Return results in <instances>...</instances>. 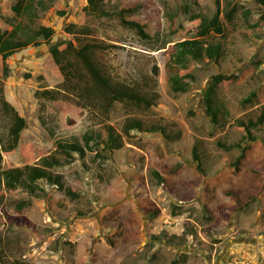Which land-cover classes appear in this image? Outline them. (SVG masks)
Wrapping results in <instances>:
<instances>
[{"label":"rangeland","instance_id":"obj_1","mask_svg":"<svg viewBox=\"0 0 264 264\" xmlns=\"http://www.w3.org/2000/svg\"><path fill=\"white\" fill-rule=\"evenodd\" d=\"M227 1L233 2L231 6L239 4L234 20L224 17L225 33L210 35L223 42L224 56L218 62L207 57L191 59L189 67L196 80H191L187 91L179 92L167 78L164 51L171 48L175 34L187 36L191 14L211 17L217 8L215 0H107L111 10L138 4L137 14L148 20L151 39L124 25L117 15L85 10L88 0H48V9L38 8L33 26H54L55 40L61 36L77 42L65 26L78 22L79 27L94 31L87 39L116 44L99 52L116 78L133 82L155 76L158 104L143 110L117 101L110 122L121 131L127 117H139L146 125L164 126L173 139L161 131L133 130L125 136L124 147L107 151L109 159L96 160L89 151L69 165L54 168L65 175L75 196L46 179L38 182L44 191L8 189L0 200V247L10 259L29 264H264V172L255 171L264 164V125L255 129L259 139L239 173L224 155H238L240 149L226 151L217 142L220 138L239 140L243 131L237 119L257 116L264 104V5L258 0H223V4ZM11 3L0 0L4 26L11 28L14 19L29 22L27 15H14ZM187 3L191 4L189 12L182 7ZM64 5L69 10L62 16L57 8ZM246 9L252 10L249 19ZM258 21L261 25L254 27ZM47 45L34 51L30 46L9 58L5 95L27 118L21 144L31 141L41 153L49 154L56 150L58 138H81L90 128L107 137L103 123L78 104L74 93H62L61 103L39 95V90L54 87L63 78L51 69L53 61H47ZM155 64L158 76L152 72ZM219 72L237 75L218 91L228 111L224 127L213 122L203 101L211 76ZM259 89L258 97L244 102ZM10 123L0 102L2 139L8 137ZM195 143H199L206 172L198 167ZM26 161L19 147L3 157L0 169L23 167ZM178 163L176 172L163 169L164 164ZM154 169L167 176V183L157 181ZM230 187L241 192L240 204L225 192ZM20 201L26 204L19 211ZM16 218L20 222L12 224ZM185 254L186 263L181 259Z\"/></svg>","mask_w":264,"mask_h":264},{"label":"trees","instance_id":"obj_2","mask_svg":"<svg viewBox=\"0 0 264 264\" xmlns=\"http://www.w3.org/2000/svg\"><path fill=\"white\" fill-rule=\"evenodd\" d=\"M47 1L13 0L12 8L15 16L21 18L23 15H27L29 22L19 20L17 24H13L11 30L3 29L0 26V102L3 112L7 113L11 120L8 137L6 139L0 137V163L5 155L12 154L19 147L27 157L23 167L12 165L0 169V200L4 198L8 189L13 190L22 187L30 193H36L40 189V191H44L38 183L42 179H46L49 184L57 185L60 190L65 191L70 196L77 195L65 175L61 172H55L54 168L69 165L76 160L77 156L83 158L89 151L94 152V159L96 160L99 158L109 159L110 153L125 146V136H130L133 130L161 131L167 139H173V135L168 134L164 126L146 125L145 121L139 117H127L121 131L110 122V114L117 101L143 110L157 105L160 95L156 90V78L147 75L144 79L133 82L116 78L108 65L99 57L100 51L116 47V44L95 38L87 39L94 31L88 26L79 27L78 22H70L66 24L65 31L73 34L77 42L67 38L59 39L52 44L47 56L48 62L53 61V65L49 62L51 69L58 70L63 78L56 86L45 87L38 93L55 103H61L62 93H74L78 104L83 108L90 109L92 115L103 123L107 137L103 135V131L90 128L82 134L81 138L77 136L58 138L56 150L49 154L41 153L31 141L21 144L22 131L27 125V118L7 99L4 78L10 75L9 58L12 55L29 46L40 47L55 40L56 28L54 26L47 24H40L38 27L33 26L34 15L38 8H49L50 4ZM258 1L264 5V0ZM106 2L107 0H88L84 9L104 16L117 15L124 25L136 29L142 37L152 38L151 33L147 30L148 20L137 14L139 11L138 4L133 2L111 10L107 7ZM195 2L197 3V0ZM215 2L217 8L211 17L203 16L200 13L191 14L189 20L186 21V25L189 27L187 36L183 38L180 34H175L176 39L171 44V48L164 51L166 53L164 66L167 78L176 92L187 91L190 88L191 80H196L195 73L189 67L191 59L203 60L207 57L218 62L225 54L226 48L223 42L210 39V35L212 33L220 35L225 33L227 29L226 20H234L239 4L231 6L233 3L231 1H227L225 5L223 0H215ZM182 7L186 12H189L191 4H183ZM68 10L67 5L60 6L57 8V13L63 16ZM251 11V9L244 11L246 19H249ZM262 17L264 18V16ZM259 25H261L259 21L253 23L254 27ZM236 78L237 75L233 73L219 72L213 74L210 83L203 92L206 113L211 116L215 124L223 127L227 124V119H225L227 115L224 114H228V111L219 101L218 91L222 85L231 83ZM261 93L262 89L252 92L249 97L245 98L244 102H252ZM236 125L243 131L239 140L230 142L220 138L217 139V142L226 151L234 148L240 149L238 155H224V159L234 167L235 172L239 173L253 143L259 139L255 129L264 125V104H262L261 111L257 116L249 115L247 118H238ZM193 152L196 161H198V167L206 172L199 151V143L194 144ZM37 158L39 161L35 162ZM180 165L179 163L172 166L164 164L163 169L165 172H176L180 169ZM255 171L264 172V164H260ZM153 175L159 183H167V176L161 170L154 169ZM225 192L233 196L237 204L242 202L241 192L234 187L225 189ZM25 204L24 201H20L17 205L18 210L23 209ZM16 221L20 222L16 218V220H12V224ZM26 222L33 225L28 220ZM174 236L176 237V235ZM171 237L169 241H173ZM181 259L186 263L188 256L185 254ZM0 262L1 264H29L19 258L10 259L6 255L4 247H0Z\"/></svg>","mask_w":264,"mask_h":264},{"label":"crops","instance_id":"obj_3","mask_svg":"<svg viewBox=\"0 0 264 264\" xmlns=\"http://www.w3.org/2000/svg\"><path fill=\"white\" fill-rule=\"evenodd\" d=\"M10 1V0H9ZM12 3H13V0H12ZM12 3H11V5H12ZM0 12H1V5H0ZM14 13V12H13ZM14 15H15V13H14ZM19 21H15V19H14V21L10 24V22H9V24L13 27V24H17ZM4 23H5V21L3 20V16H2V13H0V26L3 28V29H8V30H11L12 29V27L10 28H8V27H5L4 26ZM44 45V44H43ZM30 47V46H29ZM33 48L30 50V51H34V48L36 47V46H32ZM41 47V46H40ZM47 50H48V48H47ZM49 51V50H48ZM18 53V52H17ZM17 53H15V54H17ZM14 54V55H15ZM13 56V55H12Z\"/></svg>","mask_w":264,"mask_h":264},{"label":"water","instance_id":"obj_4","mask_svg":"<svg viewBox=\"0 0 264 264\" xmlns=\"http://www.w3.org/2000/svg\"><path fill=\"white\" fill-rule=\"evenodd\" d=\"M59 39H61V36H59V38H58L57 40H55V41L49 43V44L47 45L48 50H50L52 44L55 43L56 41H58ZM152 72H153V74H155L156 76L159 75V65H158V64H155V65L152 67Z\"/></svg>","mask_w":264,"mask_h":264}]
</instances>
